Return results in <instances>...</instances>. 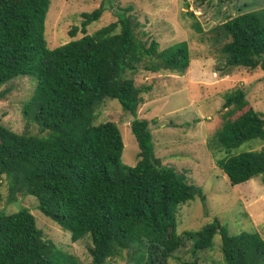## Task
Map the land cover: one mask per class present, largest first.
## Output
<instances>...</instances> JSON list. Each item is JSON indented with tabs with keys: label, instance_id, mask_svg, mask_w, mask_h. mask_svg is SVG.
Masks as SVG:
<instances>
[{
	"label": "trees",
	"instance_id": "1",
	"mask_svg": "<svg viewBox=\"0 0 264 264\" xmlns=\"http://www.w3.org/2000/svg\"><path fill=\"white\" fill-rule=\"evenodd\" d=\"M50 0H0V87L18 76L36 79L23 114L40 132H16L0 124V176L8 182L9 200L33 195L38 209L63 229L72 241L90 234L91 264L125 258L128 264H169L183 245L176 232V207L199 196V185L154 154L149 121L137 117L153 82L136 83L140 69L184 74L190 63L186 41L160 47L130 12L114 10L116 20L87 32L105 10L100 4L82 11L80 27L69 34L82 36L48 48L44 36ZM194 17L192 11L187 12ZM196 29L201 30L195 20ZM226 66L264 72V24L253 10L243 11L216 25ZM10 91H0L4 97ZM105 97L117 99L133 116L129 127L138 145V160L121 162L124 143L116 122L94 123L95 110ZM29 119V120H30ZM44 131V132H43ZM264 141V115L238 86L223 95L216 126L207 140L216 165L232 184L264 175V146L232 151L242 143ZM264 182V180H263ZM220 234L225 264H264V239L256 231L230 234L218 218L198 231L195 247H211ZM0 264H81L74 254L43 235L34 215L21 208L0 211ZM179 264H199L185 260Z\"/></svg>",
	"mask_w": 264,
	"mask_h": 264
},
{
	"label": "rangeland",
	"instance_id": "2",
	"mask_svg": "<svg viewBox=\"0 0 264 264\" xmlns=\"http://www.w3.org/2000/svg\"><path fill=\"white\" fill-rule=\"evenodd\" d=\"M100 4L106 7L99 19L87 26V32L116 20L114 10L131 6V13L142 23L137 34L143 39L156 40L160 47L186 41L190 63L182 75L170 72H148L140 69L136 83L153 82V89L145 95V102L137 110V117L149 121L155 157L162 166L181 171L190 183L199 185L204 198H194L176 207V232L183 245L173 251L169 264L196 260L199 264H225L220 248V234L213 237L211 247H195V236L185 237V231H198L218 218L230 234L256 231L264 239V175L242 183L232 184L215 163L216 156L207 140L217 124L223 95L235 87H242L250 104L264 115V72L247 70L242 66H226L220 51L222 36L216 25L243 11L253 10L264 24V0H50L45 17L44 36L48 48L82 36L73 27H80L81 12L92 11ZM192 11L194 17L187 15ZM195 20L200 24L197 30ZM36 85L33 76L23 75L0 87L10 91L0 97V124L16 131L43 134L38 125L23 114L24 103L31 97ZM133 116L123 111L119 101L105 97L95 110L94 123L107 120L117 123L124 148L121 162L132 166L138 160V145L130 130ZM44 132V131H43ZM264 141L255 138L242 143L232 152L258 149ZM8 182L0 176V211L11 213L27 208L35 217L44 237L59 248L78 257L81 264H91L87 250L90 234L72 241L70 232L63 229L37 207L33 195H18L10 201ZM106 264H128L119 258Z\"/></svg>",
	"mask_w": 264,
	"mask_h": 264
}]
</instances>
